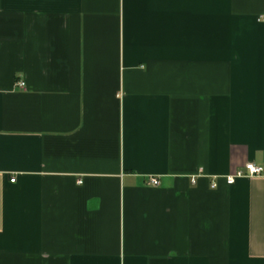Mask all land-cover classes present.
<instances>
[{
	"label": "crops",
	"instance_id": "crops-1",
	"mask_svg": "<svg viewBox=\"0 0 264 264\" xmlns=\"http://www.w3.org/2000/svg\"><path fill=\"white\" fill-rule=\"evenodd\" d=\"M248 163L264 0H0V264H264Z\"/></svg>",
	"mask_w": 264,
	"mask_h": 264
},
{
	"label": "built area",
	"instance_id": "built-area-1",
	"mask_svg": "<svg viewBox=\"0 0 264 264\" xmlns=\"http://www.w3.org/2000/svg\"><path fill=\"white\" fill-rule=\"evenodd\" d=\"M20 86L22 88H24L25 87V83H23V82L20 83ZM246 171H247V173L239 172L236 176H228L226 178L227 183L228 184H233L235 182V180H236L237 177H240L241 178V177H256V176H260V175H262V173H263L264 170H263L262 167H258L255 164L248 163L246 165ZM15 182H16V177H13L11 179V183H15ZM149 185L154 186V187H157V186L160 185V182H159L158 179L153 178V179H151L149 181ZM215 186L216 185H213V187H215Z\"/></svg>",
	"mask_w": 264,
	"mask_h": 264
}]
</instances>
